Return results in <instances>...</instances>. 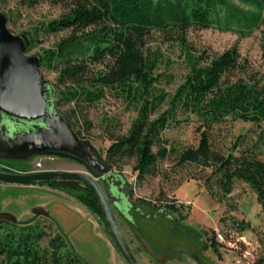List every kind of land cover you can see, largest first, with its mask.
Masks as SVG:
<instances>
[{
	"label": "trees",
	"instance_id": "trees-1",
	"mask_svg": "<svg viewBox=\"0 0 264 264\" xmlns=\"http://www.w3.org/2000/svg\"><path fill=\"white\" fill-rule=\"evenodd\" d=\"M41 0H29L30 7ZM65 9L60 18L43 24L37 34L69 32L54 49L40 56V66L57 74L55 88L59 105L75 104L66 116L82 119L87 133L92 129L87 110L113 92L137 108L138 116L126 134L110 133L105 161L113 170L133 161L137 182L158 177L160 164L172 160L192 172L210 197L227 201L236 182L247 185L264 212V131L257 142L245 146L238 137L228 153L212 141L215 127L229 118L264 125V76L246 81L230 80L240 66L236 48L216 56L207 64L188 60L189 73L172 96L154 93L156 59L146 52V40L157 32L185 43L190 29H218L245 36L264 24V0H51ZM248 8V9H245ZM4 15V14H3ZM5 16V15H4ZM6 17V16H5ZM32 43L34 37L28 38ZM193 59V60H192ZM163 107H166L163 110ZM163 110V111H162ZM197 119V145L176 146L165 132L181 122L178 116ZM110 132V131H109ZM80 139L81 132L76 133ZM73 197L107 228L99 202L86 186L48 183ZM174 206L168 210L175 212ZM109 233V231H108ZM110 235V233H109ZM210 248L218 253L215 237ZM208 248V246H206ZM0 264H86L72 249L67 236L55 235L32 222H0Z\"/></svg>",
	"mask_w": 264,
	"mask_h": 264
},
{
	"label": "rangeland",
	"instance_id": "rangeland-1",
	"mask_svg": "<svg viewBox=\"0 0 264 264\" xmlns=\"http://www.w3.org/2000/svg\"><path fill=\"white\" fill-rule=\"evenodd\" d=\"M29 4V0H0V10L14 35L34 37L37 42L32 43V50L27 54L40 59L43 51L54 49L69 32L53 35L37 32L43 24L60 18L66 11L51 0H41L34 7ZM185 38V43H182L174 37L172 39L154 32L146 40L144 49L156 59L154 76L158 82L154 88L155 94L172 96L175 93L189 73V59L193 58L203 65L233 48L240 54V66L231 74L230 80L244 79L249 82L264 76V24L245 36L212 28L190 29ZM40 72L55 87L57 74L42 66ZM74 108L75 104L59 105L61 114L68 122L66 114ZM87 114L92 123L89 133L82 119L72 120L76 126L69 124L75 133L83 134L85 139L82 140L89 142L103 161L111 145L109 134H126L138 116L134 105L113 92L107 93L103 100L89 108ZM186 118L188 116L179 115L178 121L181 123L165 132V137L176 146L197 145L199 142L197 119L190 116L187 122ZM262 131L264 125L259 127L229 118L214 128L212 141L218 149L228 153L238 137L244 136L245 146L251 147ZM260 154L264 161V146ZM33 155L18 161H2L0 165L27 173L89 172L84 165L64 156ZM133 165V161H126L121 168L114 167L113 176L120 177L132 188L131 204L141 214H136L135 222L130 223L116 210L114 213L139 264H195L197 258L203 264H250L264 260V212L255 193L247 185L236 182L229 199L219 203L210 197L201 182L190 179L192 172L177 167L172 160L160 164L158 177H148L142 183L137 182ZM32 187L35 189H30ZM121 195L126 198L125 194ZM8 196L12 200L5 203ZM39 197L50 205L49 219L37 218L32 213V205ZM53 205L55 209L56 206L61 209L60 216H53ZM168 206H174L178 211L169 214ZM124 210L131 215L133 209L126 206ZM0 211L15 216L18 223L38 224L48 234L63 232L74 252L86 264H127L108 229L65 193L55 192L48 186L3 185L0 186ZM218 233L226 236V244H217L218 253H215L210 245Z\"/></svg>",
	"mask_w": 264,
	"mask_h": 264
},
{
	"label": "water",
	"instance_id": "water-1",
	"mask_svg": "<svg viewBox=\"0 0 264 264\" xmlns=\"http://www.w3.org/2000/svg\"><path fill=\"white\" fill-rule=\"evenodd\" d=\"M30 41L14 35L0 10V157L21 158L33 154H53L84 165L88 173L42 171L7 173L0 171V184L31 186L48 183H77L95 194L113 243L127 264H139L127 244L114 214L110 199L100 180L114 172L93 150L80 140L59 110L60 96L40 72V59L28 56ZM119 210L124 218L125 214ZM32 213L48 218L50 212L36 207ZM124 214V215H123ZM0 222L17 224L15 216L0 212Z\"/></svg>",
	"mask_w": 264,
	"mask_h": 264
},
{
	"label": "flooded vegetation",
	"instance_id": "flooded-vegetation-1",
	"mask_svg": "<svg viewBox=\"0 0 264 264\" xmlns=\"http://www.w3.org/2000/svg\"><path fill=\"white\" fill-rule=\"evenodd\" d=\"M80 139V138H79ZM82 140V139H80ZM84 141V140H83ZM30 156L32 155H27V156H23L21 158H3V157H0V162L2 161H18V160H21L22 158H29ZM34 156V155H33ZM0 171L2 172H7V173H27L25 171H18L17 169H12V168H8V167H3L0 165ZM100 185L103 187V189L105 191L108 190V187L110 188V191L114 193V197L116 199H110V203L112 205V208H113V211L115 212V210L118 212V214L120 216H122V214L119 213V210L117 209V207L120 209V211H122L124 214H125V219L128 220L130 223H133V221L135 222L134 220V216L138 213L141 214V212L134 206L131 204V196L133 195V190L131 187H129L125 181L123 179H121L120 177H117V176H110V177H107L106 180H100L99 181ZM71 184H77V183H71ZM81 186H85L83 184H80ZM87 187V186H86ZM55 192L57 190H54ZM63 193V192H62ZM125 194L126 195V198H123V196L121 194ZM128 207L132 210V214L131 215H128L124 210L125 207ZM36 208V207H35ZM44 208V207H43ZM47 209V208H46ZM168 213H172L171 211L168 210ZM91 214V213H90ZM115 214V213H114ZM123 214V215H124ZM140 214L138 216H140ZM92 215V214H91ZM35 216V215H34ZM93 216V215H92ZM37 217V216H35ZM94 217V216H93ZM123 217V216H122ZM37 218H40V217H37ZM50 217L48 218H45V219H49ZM95 218V217H94ZM96 219V218H95ZM97 220V219H96ZM132 221V222H131ZM108 229V228H107ZM209 248V247H208ZM207 248V249H208ZM197 261L195 262L196 264H203V262L201 261V259L197 258L196 259ZM249 264V263H248ZM250 264H264V260H258V261H255V262H252Z\"/></svg>",
	"mask_w": 264,
	"mask_h": 264
},
{
	"label": "crops",
	"instance_id": "crops-1",
	"mask_svg": "<svg viewBox=\"0 0 264 264\" xmlns=\"http://www.w3.org/2000/svg\"><path fill=\"white\" fill-rule=\"evenodd\" d=\"M3 185H5V184H0V186H3ZM5 186H7V185H5ZM29 189V188H28ZM30 189H35L34 187H32V188H30ZM34 198H36V197H34ZM40 198V197H39ZM10 200H12V198L11 197H6L5 198V203L6 202H9ZM42 206H46L47 207V209L49 208V206L50 205H48V204H46V203H44V201H41V198L39 199V200H37V201H35L34 203H33V205H32V208H35V207H42ZM54 206V205H53ZM56 210V211H55ZM51 210H49V212H50ZM0 212H3V211H0ZM52 214H53V216L55 215V216H60L61 215V209L59 210V208H58V206H56V209H55V206H54V209L52 210ZM90 221V220H89ZM64 228H65V226H64ZM65 232H67L66 231V228H65ZM196 264V263H195Z\"/></svg>",
	"mask_w": 264,
	"mask_h": 264
},
{
	"label": "built area",
	"instance_id": "built-area-1",
	"mask_svg": "<svg viewBox=\"0 0 264 264\" xmlns=\"http://www.w3.org/2000/svg\"><path fill=\"white\" fill-rule=\"evenodd\" d=\"M226 236L223 234L221 235L220 233L216 234L215 236V241L218 245H225L226 244V240H225Z\"/></svg>",
	"mask_w": 264,
	"mask_h": 264
}]
</instances>
